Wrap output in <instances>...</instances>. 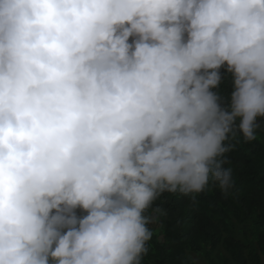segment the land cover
Segmentation results:
<instances>
[{"label":"clouds","instance_id":"1","mask_svg":"<svg viewBox=\"0 0 264 264\" xmlns=\"http://www.w3.org/2000/svg\"><path fill=\"white\" fill-rule=\"evenodd\" d=\"M257 117L264 0H0V264H143L153 201L232 195Z\"/></svg>","mask_w":264,"mask_h":264},{"label":"trees","instance_id":"2","mask_svg":"<svg viewBox=\"0 0 264 264\" xmlns=\"http://www.w3.org/2000/svg\"><path fill=\"white\" fill-rule=\"evenodd\" d=\"M219 72L220 84L211 91L230 110L232 75L226 64ZM256 123L264 124V117ZM255 135L256 140L246 141L238 132L225 142L231 144L224 166L232 169V195L225 196L210 181L195 202L167 192L153 201L147 212L160 208L161 214L148 225L153 236L143 264H264V125ZM75 212L87 214L79 208Z\"/></svg>","mask_w":264,"mask_h":264}]
</instances>
